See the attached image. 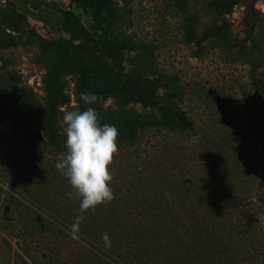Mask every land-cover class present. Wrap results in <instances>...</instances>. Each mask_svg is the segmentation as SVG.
I'll return each instance as SVG.
<instances>
[{"label": "rangeland", "instance_id": "1", "mask_svg": "<svg viewBox=\"0 0 264 264\" xmlns=\"http://www.w3.org/2000/svg\"><path fill=\"white\" fill-rule=\"evenodd\" d=\"M107 1L98 10L83 11L73 0H0L24 22L23 31L13 33L12 45L0 48V73L24 88L29 99V107L8 101V118L0 125V264H137L136 250L130 249L135 243L126 235L119 241L112 238L110 246L93 244L87 231L77 236L71 226L83 215L102 230L124 228L118 217L152 210L154 198L170 194V177L176 175L183 179L207 168L218 179L242 181L239 195L249 199L253 216L264 199V137L257 127L264 112V47L260 44L258 51L255 46L264 41V17L254 40L248 41L241 6L224 22L208 12L210 0ZM255 9L264 14V0H257ZM65 11L78 16L92 37L74 44L103 65L113 87L109 92L99 89L96 102L111 114V125L139 129L143 117L154 119L134 146L118 147L110 166L115 198L84 213L56 168L64 156L51 155L45 147V68L38 62L37 44L28 40L30 33L69 39L63 30ZM208 26L215 29L210 32ZM4 28L0 21V30ZM128 40L135 49L116 51ZM101 43H109L111 50ZM153 78L164 84L157 91L159 103L185 114L189 124L184 134L168 133L164 127L180 128L171 116L145 107L124 87L117 90L141 87ZM79 80L75 72L59 79L69 100L61 111L88 107L80 100ZM58 124L66 137L63 114ZM85 224L82 220L79 227L85 229ZM259 226L258 237L264 222Z\"/></svg>", "mask_w": 264, "mask_h": 264}, {"label": "trees", "instance_id": "2", "mask_svg": "<svg viewBox=\"0 0 264 264\" xmlns=\"http://www.w3.org/2000/svg\"><path fill=\"white\" fill-rule=\"evenodd\" d=\"M256 2L257 0H210L207 10L215 20L226 22V17L233 12L235 6L243 7L241 21L243 33L248 41H253L264 17L263 13L255 9ZM73 3L83 11H95L108 1L73 0ZM22 19L17 11L0 5V21L5 25V28L0 30V48L10 47L14 41L13 33L23 31ZM206 29L212 32L215 26H208ZM220 29L221 27L217 28L218 31ZM63 30L69 39H45L36 33L28 35V40L37 44L40 50L38 62L45 68L44 84L48 101L43 136L48 153L54 156H64L66 152V137L63 136L58 124V115L64 113L60 108L68 106L69 100L61 93L59 79L67 73H78L79 91L96 95L99 89L109 92L113 88L104 77L106 71L103 65L89 55L88 51L74 44L78 39L90 42L92 37L72 11L63 12ZM260 44L264 47L263 40L255 42L258 51L261 49ZM125 47L127 50H133L135 44L128 40L115 49L123 50ZM101 48L111 50L109 43H101ZM163 86L158 78H153L145 80L141 87L123 85L117 90L120 91L124 87L145 107L158 109L160 114L171 116L173 124L180 128L164 127L168 133L184 134L189 124L185 114L172 106L165 107L159 103L157 91ZM26 93L24 88L12 84L0 73V125L8 118L6 111L8 101L29 107ZM91 106L99 113L101 124H111L110 113L99 108L96 103ZM141 120L144 125L139 129L132 125L115 126L119 132L117 140L119 148L134 146L141 135L149 129L146 125L154 121L151 117H143ZM257 127L264 137V112L257 122ZM206 169L200 174L190 173L183 179L178 175L170 177V194L154 198L152 210L138 213L139 215L134 217L132 213L118 217V221L125 222L124 228L114 226L102 230L101 227L88 224L87 219H83L87 227L85 229L78 227L73 232L80 236V233L87 231L90 242L104 245L101 237L105 233L108 234L110 242L112 238L113 242L119 241L121 236L126 235L135 243L136 248L130 245L132 247L130 249L134 252L136 250L137 264H147L143 262H148V259H151L148 264H264V233L260 237L256 235V228H261L259 224L264 222L261 213L264 211V199L256 205L254 216L249 214L250 207L247 205L249 199L239 195L243 182L229 176L218 179L212 173V169ZM260 177L264 178L262 174ZM257 206L262 210L259 211ZM89 219L97 221L95 216H90ZM239 238L243 239V244L238 242Z\"/></svg>", "mask_w": 264, "mask_h": 264}, {"label": "clouds", "instance_id": "3", "mask_svg": "<svg viewBox=\"0 0 264 264\" xmlns=\"http://www.w3.org/2000/svg\"><path fill=\"white\" fill-rule=\"evenodd\" d=\"M80 100L88 107L63 113L66 152L56 168L70 186L68 195L78 198L79 211L84 213L115 198L110 166L118 153L119 132L115 125L100 123L99 113L91 106L98 100L96 94L82 91ZM82 220L83 215L75 218L73 231ZM101 238L110 246L107 233Z\"/></svg>", "mask_w": 264, "mask_h": 264}]
</instances>
